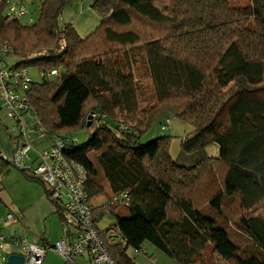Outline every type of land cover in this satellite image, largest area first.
I'll use <instances>...</instances> for the list:
<instances>
[{
  "label": "trees",
  "instance_id": "16d2710c",
  "mask_svg": "<svg viewBox=\"0 0 264 264\" xmlns=\"http://www.w3.org/2000/svg\"><path fill=\"white\" fill-rule=\"evenodd\" d=\"M73 1L43 0L37 20L25 24L11 20L0 0V45H9L17 65L56 71V80L32 82L30 102L53 139L75 137L69 133L78 128L90 133L85 145L77 147V139L65 150L87 171L89 198L107 194L100 172L111 197L129 196L118 206L92 202L96 220L101 211L116 217L114 226L97 230L108 255L115 264H135L127 250H142L148 242L175 264H208L203 258L209 247L227 263L264 264V218L245 214L264 201V0L242 8L226 0H95L100 23L85 37L59 23ZM136 20L152 23L154 33L143 37ZM19 29L49 41L40 49L22 47L15 42ZM140 48L158 103L143 129L116 119V111L138 110L129 70ZM91 113L101 119L87 126ZM172 117L195 131L183 138L176 156L171 136L141 144L143 133ZM211 144L219 146V157L207 155ZM7 163L3 158L2 166ZM201 177L208 188L195 190L196 200L192 193ZM228 200L236 201L237 216ZM51 202L61 218V205ZM121 206L128 216L116 214ZM228 220L246 234L251 251L240 252Z\"/></svg>",
  "mask_w": 264,
  "mask_h": 264
},
{
  "label": "built area",
  "instance_id": "2783aa9c",
  "mask_svg": "<svg viewBox=\"0 0 264 264\" xmlns=\"http://www.w3.org/2000/svg\"><path fill=\"white\" fill-rule=\"evenodd\" d=\"M34 0H6V12L11 20L32 24L35 19L30 15L29 7ZM22 23V22H21ZM11 49L8 44L0 45V111H4L13 122L7 131L13 144V152L7 161L29 174L32 179L40 180L46 187V197L61 205L62 237L54 245L44 246L37 241H29L23 236L3 234L1 230L11 228L19 222V216L8 213L0 218V264H6L8 256L20 254L24 256L23 264H43L48 251H55L65 259L66 264H76L74 256L85 254L92 264H115L108 255L95 227L96 216L93 214L92 200L86 191L88 179L85 168L65 154L69 146L77 142L76 137L55 138L52 147L36 151V158L31 155L32 128L23 122L25 115H35V108L30 102L29 90L33 79L29 68L7 63ZM56 71L47 73L40 69L41 77L55 75ZM101 116L93 113L97 122ZM170 128V119L161 125L162 130ZM6 159L0 152V164ZM127 193L114 195L108 206L127 204ZM144 253L135 250L136 255Z\"/></svg>",
  "mask_w": 264,
  "mask_h": 264
},
{
  "label": "rangeland",
  "instance_id": "374dc122",
  "mask_svg": "<svg viewBox=\"0 0 264 264\" xmlns=\"http://www.w3.org/2000/svg\"><path fill=\"white\" fill-rule=\"evenodd\" d=\"M43 0H34L32 4L29 7L30 15L37 20L39 15V8L38 5ZM87 1V0H85ZM91 1V0H90ZM95 0H93L92 4ZM227 4L231 8H242L245 6H248L250 4V0H226ZM91 4V6H92ZM170 4H179L178 1L170 2ZM89 5V8L87 6V9L92 12V7ZM94 13V12H93ZM68 13L65 11V8L62 11L61 17H60V25L63 26L64 23H69L65 20H68L67 18ZM96 15V14H95ZM22 23L26 22L25 19L21 20ZM156 28L152 23L148 22H138L137 20L134 22V29L137 32H140V34L143 37H148L152 35L154 32L153 30ZM18 36L15 39L16 43H22V47L28 48L31 47L32 49H40L43 48L49 41V39L43 38L39 35H37V32L35 30H26L22 29L20 31H17L16 33ZM38 38H41V40H38ZM143 49V48H142ZM142 49H137L138 54L135 56V60L133 61L132 67L130 68L129 72L133 74L135 85H136V97L138 102V110L135 113L130 114H124L119 113L116 111V119H120L125 123H128L129 125L137 127V129H143L146 127L147 119L150 118V115L148 114L153 106H156L157 100L155 98V93L152 86V81L150 79L149 73L147 71V65L145 60V55ZM13 55V54H12ZM8 56L6 57L7 63L17 64L19 60L15 59L14 56ZM30 75L33 79L34 83H43V79L40 76V66L38 65H30L29 66ZM55 78L56 76H52L50 79ZM164 107L163 105H161ZM33 115V114H31ZM172 116V115H170ZM169 116V117H170ZM33 117H36L33 115ZM164 118V117H163ZM0 120L1 124L6 125L7 127L12 126V121L7 117L6 112H0ZM119 121V120H118ZM160 123H164V120H160L156 122L153 128H151L149 131L143 133L140 136V142L141 144H147L148 142L164 137V136H171L173 137L172 140L176 141V146L173 147V150H176V147L180 145V142L184 140L186 137H192L195 134L194 128L190 124H186L181 122L180 120L172 117L170 129L167 130H161L160 129ZM0 124V125H1ZM39 127L44 131L48 136L50 135L47 130L39 124ZM1 133L3 139H7V141L11 144L10 136L13 135L11 131H5L1 125ZM90 130L93 131V128ZM69 134H72V136L77 137L78 144L77 147H82L85 145L90 136L89 132H86L85 129H74L71 130ZM52 142H54L55 139L52 138V136H49ZM184 138V139H182ZM178 151V149H177ZM176 151V152H177ZM206 152L208 156L211 157H219L220 155V148L217 144H211L207 146ZM89 158L92 160V162L95 164L96 168L100 172V167L95 161V154L93 152H90ZM0 175V218H5L7 211L14 210V212L20 213L24 212V206H28L29 204L35 203L39 197L45 198V192L43 189V186L40 184H37L34 182V179L30 178L27 174H23L18 172L17 170L13 169L11 166H5L4 170L1 172ZM202 182L199 183V185H196L193 190L194 193L193 196L198 200L197 193L195 190L202 193L204 190H206L208 187L206 184H204V180L202 177L199 179ZM98 181L102 182V185L106 188L107 187V194H103L101 196L95 197L93 199L94 205L103 204L107 200L111 198V194L107 185V182L104 180L101 172L98 176ZM197 187L199 189H197ZM174 191L178 193H181V191L178 188L174 187ZM110 194V195H109ZM190 196H192L189 193ZM236 201H230L228 200L226 203V207L229 210L230 214H233L235 216L238 215V212L235 208ZM237 205V203H236ZM116 214L119 216H128L129 210L126 206H121L118 209L115 210ZM173 213V212H171ZM16 214V213H15ZM246 215L252 216V215H258L262 218H264V201L259 204L256 208L252 209L249 212H245ZM19 217H22L21 215H17ZM56 222L52 220V231L51 235H62L61 229V219L59 218V215L56 214ZM58 221V222H57ZM116 221V217L111 213L107 211H101L98 214V219L96 220V228L98 232H104L111 226H114V223ZM22 224V223H21ZM50 222H47L48 227V234L50 230ZM59 226V228H58ZM226 226L230 229V237L235 241V243L238 245L240 252L243 251H251L249 246V239L246 236L245 233H237L236 231V223L228 220L226 222ZM12 228L19 230L20 226L13 225ZM23 234V231H20ZM105 237L108 238V234H105ZM58 242V241H57ZM56 242V243H57ZM55 243V244H56ZM54 244V243H52ZM142 250L144 253L137 254L134 252V249L129 248L127 250L128 256L134 261L135 264H175L170 258H168L166 255H164L162 252L157 250L154 246L149 244L148 242L143 245ZM55 253L57 255L58 264H66L65 259L61 257V255H58L57 252H51ZM76 264H89L88 257L85 254L84 256H74L73 257ZM205 261L208 262V264H234L232 262H224L221 260L217 255H215L212 252L211 247L208 248V250L204 254ZM46 264V262L44 263ZM72 264V263H68ZM197 264H200L197 263Z\"/></svg>",
  "mask_w": 264,
  "mask_h": 264
},
{
  "label": "crops",
  "instance_id": "0c3cea01",
  "mask_svg": "<svg viewBox=\"0 0 264 264\" xmlns=\"http://www.w3.org/2000/svg\"><path fill=\"white\" fill-rule=\"evenodd\" d=\"M93 0H75L71 3H69L65 7V11L68 13L67 18L68 20H65L69 22V24H72L74 28L77 30L79 35L81 37H85L89 35L92 31H94L99 23L100 18L98 15L93 11L87 9V6L89 8V5L91 6ZM93 5V4H92ZM92 7V6H91ZM94 12V13H93ZM96 14V15H95ZM4 112V111H0ZM23 122L28 127L32 128V157L33 160L36 158V151H43L46 149H49L52 147V140L50 139V135L48 136L42 129L39 127L38 123L39 120L37 117H33V115H25L23 117ZM0 120V124H1ZM3 129L7 131L5 128L7 127L4 124H1ZM0 125V152L2 155L6 158H9L10 155L13 152V144H11L7 141V139H3L2 137V129ZM183 139V138H182ZM11 141V140H10ZM181 143V142H180ZM176 141H172L171 143V154L173 156H176L178 154L177 149L179 147H176V150H173V147L176 146ZM177 151V152H176ZM3 164H0V175L1 172L4 170L5 166H10V164H6L2 166ZM1 167H3L1 169ZM26 173V172H24ZM1 191V187H0ZM24 212H14V210H9L8 213H13L16 215L22 216V224L18 223L16 225L20 226V229L17 230L14 228H6L3 229V233L7 235H16V236H23L26 237L29 241H37L39 244L48 246V245H54L61 237L62 235L59 232V235H51L52 231V220L56 222V213H55V206L52 204L51 201L46 197H39L38 200L35 203L29 204L28 206H24ZM60 218V217H59ZM61 219V218H60ZM50 230L48 234V227L47 222H50ZM58 222V221H57ZM59 228V226H58ZM23 231V234L20 232ZM61 231V229H60ZM62 232V231H61ZM54 243V244H52ZM55 251H48L46 254V257L44 259L43 264L46 262V264H58L57 255L55 253H51ZM58 254V253H57ZM59 255V254H58Z\"/></svg>",
  "mask_w": 264,
  "mask_h": 264
},
{
  "label": "water",
  "instance_id": "95a60500",
  "mask_svg": "<svg viewBox=\"0 0 264 264\" xmlns=\"http://www.w3.org/2000/svg\"><path fill=\"white\" fill-rule=\"evenodd\" d=\"M92 119H93V113H91V114L88 116V121H89V122H88L87 126H90V125H91V123H92ZM10 166H11L13 169L17 170L18 172L24 174L23 170L19 169V168L16 167L15 165L10 164ZM34 182H36L37 184L42 185V186H43V189H44V192L46 193V187H45V185H44L40 180H38V179H34ZM88 261H89V263L91 262L90 259H89ZM23 262H24V256H22V255H20V254H11V255L8 256V260H7V263H6V264H23Z\"/></svg>",
  "mask_w": 264,
  "mask_h": 264
}]
</instances>
